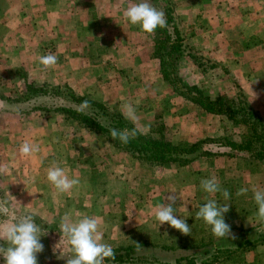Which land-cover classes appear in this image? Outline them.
I'll return each mask as SVG.
<instances>
[{
  "label": "rangeland",
  "instance_id": "obj_1",
  "mask_svg": "<svg viewBox=\"0 0 264 264\" xmlns=\"http://www.w3.org/2000/svg\"><path fill=\"white\" fill-rule=\"evenodd\" d=\"M139 2L0 0V166L6 170L0 199L9 201L11 212L0 215V225L34 214L44 244L38 264H66L73 255L59 232L66 213L73 221L99 218L101 242L113 249L125 254L135 246L121 261L105 264H264V222L252 191L264 190L263 149L259 142L250 149L231 145L250 137L251 120L236 122L226 103L211 104L224 112L207 106L218 95L236 104L245 98L264 127V2L257 10L254 0H148L171 16L165 30L150 34L123 16ZM177 36L178 57L170 47ZM48 53L58 62L44 69L39 57ZM27 82L43 84L49 94L35 96ZM73 93L102 103L107 115L96 104L82 112L103 122L119 114L123 129H141L137 137L158 147L163 159L136 157L57 109L80 110ZM123 104L134 107L135 124L125 119ZM25 140L40 151L20 156ZM53 162L80 183L57 191L47 180ZM212 177L230 193L225 221L235 239L216 238L195 220L208 199L224 202L221 193L200 187L201 179ZM241 188L249 191L237 196ZM171 194L190 235L155 219L156 206Z\"/></svg>",
  "mask_w": 264,
  "mask_h": 264
},
{
  "label": "clouds",
  "instance_id": "obj_2",
  "mask_svg": "<svg viewBox=\"0 0 264 264\" xmlns=\"http://www.w3.org/2000/svg\"><path fill=\"white\" fill-rule=\"evenodd\" d=\"M125 19L132 25H138L146 33H153L158 27L164 28L167 25L166 16L163 11L152 6L148 0L131 4L123 12ZM58 62V57L53 53L41 55L39 63L44 69L54 68ZM90 106L88 100L81 103V111ZM125 119L135 124L137 117L135 109L131 104L121 106ZM142 130L125 128L123 130L110 129V136L113 140H119L122 144L129 143L130 139L136 138L138 132ZM40 151L38 144L25 140L19 147V154L22 157L32 156ZM6 170L0 166V173ZM47 180L61 193L69 192L77 186L79 178H69L66 169L60 167L56 162L47 169ZM201 189L215 195L221 193L222 203L214 199H208L206 203L199 207L195 214V220H203L211 227V232L216 238L235 239L231 232V226L225 221V214L230 211V193L226 189H221L215 177L201 179ZM248 188H241L236 195H245ZM253 198L258 206L257 219L264 222V190L252 189ZM31 194V193H30ZM168 203L158 204L155 210V219L160 226L167 223L172 228L178 230L183 235L191 234V227L185 219L179 218L175 214V204L177 196L174 194L167 196ZM7 199H0V215H11ZM99 218L83 216L78 221H73L70 214L66 213L61 217L59 229L61 240L67 238L71 246L72 256L68 257L66 264H105L106 259L115 260V251L109 244L103 243L102 236L98 231ZM41 228L35 223L34 214H26L12 224L0 225V241H5L7 246L0 245V256L3 257L4 264H38L37 254L44 251V244L41 242ZM138 244V243H137ZM57 247V246H56Z\"/></svg>",
  "mask_w": 264,
  "mask_h": 264
},
{
  "label": "trees",
  "instance_id": "obj_3",
  "mask_svg": "<svg viewBox=\"0 0 264 264\" xmlns=\"http://www.w3.org/2000/svg\"><path fill=\"white\" fill-rule=\"evenodd\" d=\"M166 21L167 24L168 22H171V16H167L166 15ZM175 28V27H174ZM163 30H165V27L162 28ZM175 33L178 34L179 32L177 30H175ZM180 34V33H179ZM171 47V51L173 52V54L175 53L176 57L180 56L183 52L181 50L182 48V44L179 41V36H177V41L175 39V41H173L170 44ZM188 56H190L191 58H193L195 61H199V56L191 53V52H186ZM201 63V62H200ZM34 82H27L26 86L28 90H31V92H35V96H40V95H46L49 94L48 93V89L43 85H37V84H33ZM39 93V94H37ZM71 100L76 103V104H81L82 101L84 100H88L90 102V105H98V110H101V113L104 115H107L106 112L103 110L105 109L104 105L102 103L99 102H95L92 98H88L84 95H77V94H70ZM28 98V97H27ZM209 100L207 101V106L209 108L210 111L213 112H224V110H216L215 108H213L211 106L212 105H218L221 103H226V105L229 107L227 110H230V108L232 107V110H230L231 113V117L234 118V120L236 122L238 121H243L245 123L248 124V121L251 120V122H249V124L251 123V133L249 134V138L246 140H244V142H242V140L240 142H230L231 145H238L239 147H242L244 149H250V146L252 143L255 142H259L258 145L260 148L263 149V154L261 153L260 155H264V127H263V123L258 119V117L255 115L251 105L249 104V102L245 99V98H240L237 97V99L239 100V102L236 104L234 97H228L226 95H218L216 98H214L212 100V98H208ZM224 100H229L230 102H232V104L225 102ZM102 107V108H100ZM57 109H60L61 112H63L64 114H66L69 117L74 118L75 120L81 122L84 126L89 127L90 129H92L95 132H99L101 134H103L110 142H112L114 145L119 146V147H124L126 148L129 152H131L134 156L136 157H144V158H152V159H156V160H162L163 156H161V154H163L158 147L156 149L153 148V146L151 144H149L148 142H146L143 138H138L136 136V138L134 139H130L129 143L127 144H122L118 139L117 140H113L110 136V129H118V130H122L124 127L123 124V118L120 117L119 114L116 115H112V117L109 119L108 122H103L101 121L97 115H92L89 113H84L81 110H78V108H75L73 106H65L62 105L60 107H58ZM234 113V114H233ZM250 127V126H249ZM259 128V132L257 131ZM196 145H198V142H195L192 144V148L196 147ZM161 153V154H160ZM134 249L135 246L132 247H127L125 249V254L122 252V250H124V248L121 249H114L115 251V260L112 259H106V262H118L121 261L123 257H125L126 255L129 256L130 254L134 253ZM138 258H141L138 256Z\"/></svg>",
  "mask_w": 264,
  "mask_h": 264
},
{
  "label": "crops",
  "instance_id": "obj_4",
  "mask_svg": "<svg viewBox=\"0 0 264 264\" xmlns=\"http://www.w3.org/2000/svg\"><path fill=\"white\" fill-rule=\"evenodd\" d=\"M258 0H254V2H253V5H255L256 6V9L257 8H259V7H263L262 6V3L264 2V0H259L260 1V3L261 4H259L258 2H257ZM246 6H248V8L249 7H251L252 5H250V4H248V3H245V7ZM252 8V7H251ZM256 9H252L254 12H256ZM9 10V9H8ZM258 10V9H257ZM69 14H74V12L73 11H71L70 10V12H68ZM253 21H255L257 24H258V22L255 20V19H253ZM80 64L78 63V64H76V66L78 67ZM70 66H69V64H67V68H68V71H73V72H75V70H76V67L75 66H72L71 68H69ZM73 69V70H72ZM72 72V73H73ZM262 77V76H261ZM262 79H263V81H264V78L262 77ZM248 91V90H247Z\"/></svg>",
  "mask_w": 264,
  "mask_h": 264
}]
</instances>
